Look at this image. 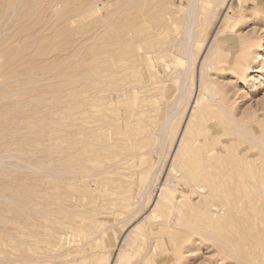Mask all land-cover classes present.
<instances>
[{
	"label": "rangeland",
	"instance_id": "rangeland-1",
	"mask_svg": "<svg viewBox=\"0 0 264 264\" xmlns=\"http://www.w3.org/2000/svg\"><path fill=\"white\" fill-rule=\"evenodd\" d=\"M188 1L0 0V264H264V0Z\"/></svg>",
	"mask_w": 264,
	"mask_h": 264
},
{
	"label": "bare ground",
	"instance_id": "bare-ground-1",
	"mask_svg": "<svg viewBox=\"0 0 264 264\" xmlns=\"http://www.w3.org/2000/svg\"><path fill=\"white\" fill-rule=\"evenodd\" d=\"M189 2V4H188V7H187V17L185 18L186 19V21H185V25H184V29H183V33H182V41H181V44L183 45V47H184V50L182 51V56H184V57H186L187 56V58L188 57H190V55H191V44L193 43V41H194V39H195V36H194V33L192 32V25H194L193 23V19H194V17H193V14H195L194 12V7H195V0H189L188 1ZM4 4H6V3H4ZM40 4V3H39ZM38 7V6H37ZM0 13H2L1 11H0ZM48 14V13H47ZM185 14V15H186ZM47 17V16H46ZM193 18V19H192ZM195 20V19H194ZM26 23V22H25ZM33 28V27H32ZM117 37V36H116ZM181 37H180V39H181ZM207 45H205V47H206ZM213 46V45H212ZM104 50V49H103ZM108 51V50H107ZM211 52V45L208 47V49L206 50V53L203 55L204 56V58L201 60V67H203L204 65H205V71H206V69L208 68V66L209 65H211L212 63H208L207 65H206V63L204 64V61H205V59H206V57L209 55V53ZM181 53V52H180ZM181 55V54H180ZM211 56V55H210ZM209 56V57H210ZM191 59V58H190ZM187 60V59H186ZM181 61H183V60H181ZM191 61V60H190ZM184 62V61H183ZM182 62V63H183ZM187 64H188V62H187ZM190 64V63H189ZM192 65V64H191ZM191 66H187V69H186V67H185V71H183L184 73L183 74H187V76H190V74L189 73H191V74H193V71H192V69H193V66H192V69L190 68ZM199 67V66H198ZM201 69V71H199V73L197 74V86H198V88L201 90V88L203 89V90H201V91H205V92H203V93H205V95L206 94H208V98L211 100V101H216L215 100V97H214V93H213V91H212V89L208 86V85H206L205 84V81H204V77H203V73L205 72L204 71V69L203 68H200ZM264 70V56L262 57V61H261V63H260V65L258 66V68H256L255 69V71L256 72H261V71H263ZM194 72H195V70H194ZM180 75H182V73H179ZM193 75H195V74H193ZM183 76V75H182ZM205 76V75H204ZM184 77V76H183ZM186 77V76H185ZM186 78H188V77H186ZM191 78H192V76H191ZM194 78V77H193ZM112 82V81H111ZM184 83H185V80L184 79H182V77H181V79L179 80V92H178V94H181V88L184 86ZM255 83H259L260 85H261V83H264V75H262V76H257V77H255ZM196 86V87H197ZM96 89V88H95ZM117 90V89H116ZM91 92V91H90ZM216 92V91H215ZM199 93V92H198ZM85 94V93H84ZM177 94V95H178ZM177 95H175V97L177 96ZM194 100V99H193ZM196 101L198 100V98H196L195 99ZM197 104V103H196ZM195 104V105H196ZM87 105V104H86ZM98 105V104H97ZM178 105V104H177ZM191 105V104H190ZM196 107V106H195ZM86 108V107H85ZM176 108V107H175ZM175 108H173V111H175L174 109ZM171 109V108H170ZM169 109V110H170ZM168 110V111H169ZM194 110V109H193ZM195 112V111H194ZM193 112V113H194ZM172 112H170V114H171ZM192 113V112H191ZM192 113V115H194ZM168 115L166 118H165V121L163 122V124L161 125V127H160V129H159V132L160 133H162V132H164V130H165V128H166V124H168L169 123V120L171 119L170 117H171V115ZM104 117V116H103ZM206 117V116H205ZM233 119H234V117L233 116H231ZM184 122V121H183ZM191 115H189V117L186 119V121L184 122V125H183V127L180 129V132H179V141L177 140V142L179 143V146H182V145H180L181 144V140H182V136H184V137H186V133H187V130L190 128L189 126L191 125ZM235 123V122H234ZM218 124L219 125H221L222 123L218 120ZM167 127H168V125H167ZM168 129V128H167ZM108 130V129H107ZM165 133V132H164ZM162 135H163V133H162ZM153 140V139H152ZM160 141V140H159ZM221 142V141H220ZM87 144L88 143V140H87V142H83V144ZM123 143V142H122ZM184 143V142H183ZM189 146V145H188ZM192 146V145H191ZM174 147V146H173ZM186 147H187V145H186ZM185 147V148H186ZM179 148V147H178ZM177 148V149H178ZM67 149V148H66ZM176 149V148H175ZM187 149V148H186ZM186 149H184V150H186ZM179 150L180 151H182L180 148H179ZM264 150V149H263ZM187 151V150H186ZM183 152V151H182ZM177 153H178V151L175 153V155H176V157H177ZM183 154V156H185V159L186 160H188L189 159V161H192V162H194V163H191L190 165H192V164H195L194 166H186V164L184 163H182V162H180L179 160H178V158H177V160H178V162H180L181 163V167H180V163L178 164V165H176L175 164V162L172 164V163H170V165L169 166H171V167H169L170 168V170L172 171V173H170V175L171 174H173V176H178V177H173L172 175L171 176H169V177H171V178H169V177H167V178H169V179H171L172 181V183L173 184H171V183H169V181L167 180V179H165L166 177H164L163 179V183L161 184V186L159 185V191L157 192V195H156V197H155V199H154V207H158V206H161V205H163V204H165L166 205V208H168V210L166 211V212H168V214H167V217H166V225H167V227H177L178 228V224H180V213H181V207H182V205H183V203H182V199H180L181 198V196H184V193L183 194H181L180 195V197L179 198H177L176 196H174L173 195V191L176 189V187H177V183L176 182H180V179L182 180V178H184L185 179V181L188 179V180H191V181H194V180H199L197 177H199V176H197V174H200L198 171H196V169H198V170H201V169H204L205 167H207L208 165L210 166V164L212 165V163H215V162H219V158H217V159H215V158H212L214 155V153H213V150H212V148L211 149H206V150H203V159L202 158H200L199 157V155H197V154H190V155H188V153L187 152H185V153H182ZM180 155H181V152H179V154H178V157H179V159H180ZM172 156V155H171ZM182 156V157H183ZM94 157V156H93ZM176 159V158H175ZM173 160V159H172ZM183 160V159H182ZM175 161V160H174ZM158 162V161H157ZM188 162V161H187ZM161 163V162H160ZM196 163H199V165H196ZM189 168L190 169H193V170H189ZM133 170V169H132ZM169 170V169H168ZM81 171V170H80ZM198 172V173H197ZM86 175V174H85ZM167 175H169V173L167 174ZM214 175V174H213ZM225 176H227V173H224L223 174V176L222 177H225ZM162 178V177H161ZM168 181V182H167ZM176 181V182H175ZM184 181V180H183ZM161 182V181H160ZM182 182V181H181ZM197 186V185H196ZM194 184H191L190 185V189L192 190H195V187H196ZM201 186V185H200ZM184 187V186H183ZM202 187V186H201ZM178 188V187H177ZM204 188V187H203ZM207 189V188H206ZM177 190V189H176ZM142 198V197H141ZM184 202V201H183ZM153 203V202H152ZM145 205V204H144ZM165 205H163V206H165ZM185 206H187V205H185ZM219 206V205H218ZM218 208V207H217ZM194 212H195V210H194ZM211 214H212V212H211ZM165 224V223H164ZM164 226V225H163ZM172 237V236H171ZM234 240V239H233ZM148 257V256H147Z\"/></svg>",
	"mask_w": 264,
	"mask_h": 264
}]
</instances>
